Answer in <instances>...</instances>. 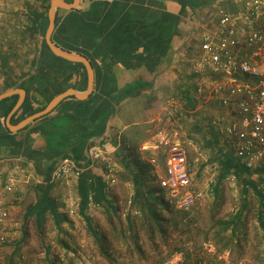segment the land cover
Returning <instances> with one entry per match:
<instances>
[{
	"label": "crops",
	"instance_id": "crops-1",
	"mask_svg": "<svg viewBox=\"0 0 264 264\" xmlns=\"http://www.w3.org/2000/svg\"><path fill=\"white\" fill-rule=\"evenodd\" d=\"M53 1L54 0L51 1L50 7ZM62 1L68 3L75 2V0ZM109 1L107 11L104 12L103 15L96 19L84 17V21L101 23L103 20L108 19L107 14L109 11L118 6L122 7V14L124 15L125 13H129L130 10L128 8L131 5L147 4L151 0ZM252 1L253 0H215L204 8H197L196 10L187 9L183 12V7L179 2L175 0H166L167 9L174 14L180 15L181 21L178 25V31L172 39L171 53L165 63V67L154 76H148L146 68L142 67L137 70L128 69L124 67L122 62L114 61L108 58V56L101 58L97 47L85 49V51L84 48L81 47L79 51H84L86 55L78 54L76 51H66L61 48L69 53L86 56L90 60L94 71L93 87L89 91V74L84 63L87 74L85 81L86 86L82 84V86L77 85L78 88H75L71 85L60 93L53 95L51 98L45 97L40 92L44 96V100L41 101L36 97L37 101H35L32 94L38 90H32L25 85H21L23 76L25 75L27 78L33 71L32 62L25 66L19 63L13 65L15 67L22 66L20 72L17 67L14 69V73L9 68L11 72L5 73L4 77L6 79L4 82L6 86L0 91V95L13 92L10 95L17 94L19 97L16 105L6 119V125L13 133L11 135H2L3 139L6 141H3L2 137L0 138V186L4 185L9 175L19 170L17 166H19V168L21 167V172L19 174H21L22 179L26 180L27 185H25V183L23 184V181L19 183L18 186L21 188V192L14 194L17 195L15 197L7 196V206L12 208L13 211H19L20 208L16 202L22 201L23 197L20 198V196H22L24 192H27L26 194L29 198L31 196L34 198V201H31L25 207L24 211L25 214H27L30 206L37 202L38 195L42 193L41 188H48L49 195L55 199L58 211L62 212L64 207L62 206V200L65 198L67 188L52 180V173L56 166V162L59 157L64 156L62 154L74 156V154L76 155L78 152L80 156L83 157L80 159V163L86 162L88 148L91 145L98 146L110 152L117 160L118 171L122 168V165H125L123 161H127L125 156L129 152L130 147L136 148L140 155V159L149 164L146 158L150 156L153 151H143V146L153 137L154 133L161 128H173L179 132V128L176 125L177 122L174 121V123L171 121L175 113L171 110L173 104H170V102L175 98H183L188 105L190 104L194 112L201 110L202 116L198 115V113L192 115V127L200 126V122L205 117V121L201 123L202 125L204 124L203 129L212 127L211 129L219 136L212 121L218 115L227 113L228 109H225L215 97L196 96L195 89L199 81L197 76L190 72L187 59L198 48L201 32L204 29H213L217 26V10L219 7H225L234 14L240 15L243 7ZM88 3V0H79L78 4L72 8H65L58 5L55 7L56 18L58 13L60 15L64 13L63 10L85 8ZM158 7L159 9H164L163 1H161V5ZM55 27L52 34L55 31ZM135 38L138 39L139 43H142L144 40L142 34L138 32L135 34ZM104 40H107V36L102 42ZM245 47L244 43H238L235 46L236 52L241 57L250 55L248 48ZM2 66H5V64ZM48 66H51L54 70L56 69V71L59 72L58 75L64 73L65 68L56 67V65ZM65 73L67 72L65 71ZM136 79H139L140 82H148L151 80L153 85L150 89L145 88L141 92L127 94L126 91L128 86L133 84ZM169 85L172 86V91H170ZM19 89L24 90L23 95L18 91ZM69 89H74L76 93L67 95L61 100H65L64 102L60 101L61 103L59 102L51 111L39 115L57 95ZM179 92L180 95L177 96ZM172 93L175 94L172 95ZM199 101H201L202 104H197ZM18 103L19 105L17 106ZM87 103L90 105L89 111H87ZM208 106L210 107L207 108ZM82 110H84L85 113H83ZM188 114L190 115V113ZM33 115H36V117L23 127L12 129L9 126L10 124L18 125ZM179 134L181 133L179 132ZM14 137L17 140L16 142H14ZM149 166L151 167L150 164ZM90 173L94 175L95 179H101V183L96 182L97 184L95 183V187L101 189H96L97 195L99 197L104 196L102 198L104 201L100 203L104 205L106 217H108L109 213L113 215L116 214V201L124 196V188L122 187L128 188L127 192L131 197L134 195V182L128 179L127 176L124 177L118 174L117 184L113 186L111 191H108L105 189V183L101 175L102 165L99 164L91 168ZM82 177L74 182V187L79 196L80 206V185ZM98 185L101 186V188ZM18 199L20 201H18ZM93 206L95 207L96 204L91 197L89 207L86 211L92 219L93 226H95V220L92 218L94 216L97 220L99 219L104 223L105 220L103 221V218L94 211ZM78 213H80L79 216L81 215L82 217L80 216L81 220L79 216L78 219L76 218L77 223L79 225L82 222L87 223L83 213L80 212V210ZM69 223L71 222L65 220L61 223V226H56L62 229L63 226ZM49 224H51V222H49L48 225ZM94 235L98 237V233H94ZM179 257V255H175L171 261Z\"/></svg>",
	"mask_w": 264,
	"mask_h": 264
},
{
	"label": "rangeland",
	"instance_id": "rangeland-1",
	"mask_svg": "<svg viewBox=\"0 0 264 264\" xmlns=\"http://www.w3.org/2000/svg\"><path fill=\"white\" fill-rule=\"evenodd\" d=\"M31 9L41 11L45 7L40 0H0V91L6 86L5 73H14L16 67L20 72L22 66L13 65H28L38 52L37 39L31 38V33L26 30L30 25L28 16ZM169 86L172 91V86ZM170 104H173L171 110L175 113L171 121L177 122L184 138H191L195 143L189 146V154L199 159L195 168L196 180L204 182L210 177L216 182L219 175L218 147L223 144L233 151L230 142L217 136L212 127L203 129L204 124L201 123L206 119L204 116L200 126L192 127V115L198 113L202 116V112H194L183 98L172 99ZM214 135L219 145L208 143L209 139L214 140ZM123 162L125 165L120 164L122 168L118 174L128 177L127 161ZM22 181L27 185L26 180ZM148 183L162 192L150 178ZM4 185L0 186V193ZM122 188L124 196L116 201L115 215L109 213L106 217L102 203L93 206L94 211L105 220L102 223L92 217L98 237L90 231L87 223H77L80 213L70 218L61 212L67 222H71L62 229L56 226L53 216L49 214L48 217L47 214L44 228L38 229L35 216H28L24 211L34 198H29L24 192L20 196L23 200L16 202L19 211L8 207L13 214L7 220L10 240L0 244V264H165L179 254L190 261L209 260L215 264H264V230L258 218L262 200L253 189L247 194L242 218L230 227L226 226L230 220H235L244 201L242 182L234 175L222 181L218 200L212 189L188 211L189 214L177 228H170L165 236L157 232L154 240L147 230L149 209L143 203L136 204L134 196L128 194V188ZM20 192L18 186L7 196L15 197L17 195L14 194ZM153 209L168 215L160 204H153ZM129 214H132L131 219ZM49 222L51 224L48 225Z\"/></svg>",
	"mask_w": 264,
	"mask_h": 264
},
{
	"label": "trees",
	"instance_id": "trees-1",
	"mask_svg": "<svg viewBox=\"0 0 264 264\" xmlns=\"http://www.w3.org/2000/svg\"><path fill=\"white\" fill-rule=\"evenodd\" d=\"M51 1L40 0L45 9L41 11L31 9L29 12L30 25L26 30L31 33V38L35 37L37 39L38 52L31 63L33 71L27 78L24 75L22 78L23 82L21 83V85H25L32 90H38L48 98L60 93L71 85L75 88H78L77 85L82 86V84L86 86L87 75L84 63L71 61L56 55L45 40V34L50 23L49 7ZM88 1L89 3L85 8L63 10L64 13L61 15L58 13L55 31L52 34V40L58 47L70 52L76 51L78 54L83 55H86L84 53L85 49L97 47L101 58L108 56V58L114 61L122 62L124 67L128 69L137 70L142 67L146 68L148 76H154L164 69L165 63L171 53L172 39L178 31V25L181 21L180 15L174 14L167 9L166 0H151L147 4L131 5L128 8L130 10L129 13H125L124 15L122 14V7L118 6L109 11L107 14L108 19L103 20L101 23L84 21V17L93 19L100 17L107 11L110 1ZM161 1H163L164 9H159L158 7L161 5ZM175 1L182 5L183 12H185L187 9L196 10L197 8H204L215 0ZM137 32L141 33L144 38L142 43H139L138 39L135 38ZM106 36L107 40L102 42ZM81 47L84 48V51H79ZM47 64L65 68L63 76L61 74L58 75L59 72ZM152 85L151 80L140 82L139 79H136L133 84L128 86L126 93H138L145 88L150 89ZM18 97L17 94H14L0 100V138L2 137L3 141L6 140L3 139L2 135H11L13 133L7 127L6 119L16 105ZM33 99L37 101L36 97H33ZM86 107H88L87 111H89L90 105L88 103ZM82 112L85 113L84 110ZM13 139L14 142L17 141L15 137ZM213 139H209L208 143L213 144L215 142L218 145L220 144L216 135H214ZM217 152L219 175L213 186L217 200L220 196L222 181L230 175H234L242 182L241 189L244 197L243 206L236 214L235 220H230L226 226L230 227L242 218L243 211L247 206V194L253 189L262 200V207L259 210L258 218L259 224L264 230V165L254 170L248 168L231 149H227L223 144L218 147ZM71 157L79 163L80 159L83 158L79 152L76 155L74 154V156L71 155ZM125 159L127 160L128 179L134 182V201L136 204L143 203L150 211L148 217L149 223L147 225L150 238L154 240L157 232H161L165 236L170 228H177L183 222V218L189 214V210L173 208L165 201L162 192L150 186L148 183V173L151 167L146 161L140 159L136 148L130 147ZM89 177H91V174H87L81 178L80 212L85 216L89 229L96 234L98 230L93 226L92 219L86 209L89 207L91 197L98 203L104 201L102 199L104 196L99 197L96 189H101L95 187L96 182L101 183V179L94 178L93 182H90ZM150 181L156 185L154 180ZM99 187L101 188V186ZM41 190L42 193L38 195L37 202L30 206L27 215L35 216L37 228L40 230L44 228L47 214H51L56 225L61 226V223L67 220L65 215L58 211L55 199L49 195L48 188H41ZM153 204H160L168 215H165L163 211L158 213L156 209H153ZM131 215L129 214L130 219L132 218ZM231 243H233L232 239Z\"/></svg>",
	"mask_w": 264,
	"mask_h": 264
},
{
	"label": "built area",
	"instance_id": "built-area-1",
	"mask_svg": "<svg viewBox=\"0 0 264 264\" xmlns=\"http://www.w3.org/2000/svg\"><path fill=\"white\" fill-rule=\"evenodd\" d=\"M217 15V26L201 32L199 46L188 57L187 64L199 81L196 96L215 97L228 109L212 121L217 133L228 139L239 160L254 170L264 165V0L247 3L240 15L219 7ZM238 43H244L250 55H238ZM183 136L173 128H161L143 146V151H153L146 158L151 165L148 175L161 189L165 201L175 209L190 210L209 194L215 182L210 177L204 182L196 180L199 159L189 154V146L195 143ZM99 164L105 189L111 191L118 182V167L110 152L91 145L86 162L79 163L69 155L58 158L52 180L67 188L61 204L67 217L74 218L80 210L74 182L91 174L90 169ZM17 169L20 171L8 176L0 193V244L10 240L7 220L13 214L6 203L7 194L15 192L24 180L19 174L21 167ZM94 178L91 174L89 181ZM179 256L165 264H215Z\"/></svg>",
	"mask_w": 264,
	"mask_h": 264
},
{
	"label": "water",
	"instance_id": "water-1",
	"mask_svg": "<svg viewBox=\"0 0 264 264\" xmlns=\"http://www.w3.org/2000/svg\"><path fill=\"white\" fill-rule=\"evenodd\" d=\"M79 0H75L74 3H68L62 0H54L52 2V6L49 9V19H50V24L46 33V42L49 45L50 49L58 56L64 57L68 60L71 61H78V62H83L85 63L87 69H88V74H89V91L92 89L93 87V82H94V71H93V67L92 64L90 62V60L83 55H76L73 53H69L66 52L64 50H62L60 47H58L52 40L51 38V34L54 30L55 27V21H56V10L55 7L58 5H61L65 8H72L75 7L78 4ZM22 95L24 94V90L19 89L18 90ZM13 92H7L5 94L0 95V100L10 94H12ZM71 93H76L74 89H69L66 92H63L59 95H57L46 107V109L39 113V115H41L42 113H47L48 111H51L64 97H66L67 95L71 94ZM34 97H38L41 101L44 100V96L38 92L35 91L32 94ZM84 96V95H83ZM19 105V103L17 104V106ZM34 117H36V115L30 116L29 118L25 119L24 121H22L21 123H19L18 125H9L12 129H18L20 127H23L25 124H27L30 120H32Z\"/></svg>",
	"mask_w": 264,
	"mask_h": 264
}]
</instances>
